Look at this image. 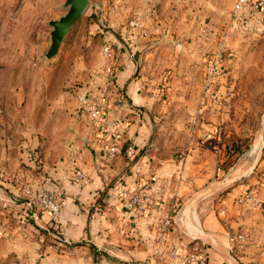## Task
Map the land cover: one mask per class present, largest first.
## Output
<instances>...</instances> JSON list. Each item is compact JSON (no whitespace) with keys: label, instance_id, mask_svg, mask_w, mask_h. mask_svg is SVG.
Listing matches in <instances>:
<instances>
[{"label":"rangeland","instance_id":"rangeland-1","mask_svg":"<svg viewBox=\"0 0 264 264\" xmlns=\"http://www.w3.org/2000/svg\"><path fill=\"white\" fill-rule=\"evenodd\" d=\"M233 3L184 0L175 8L179 0H88L57 54L46 59L48 22L67 13L65 0H0V264L27 262L11 251H53L62 256L60 264H85L84 251L96 263L103 255L88 238L70 243L52 237L60 230L65 199L59 183L66 175L58 173L66 170L60 166L71 146L86 143L90 126L102 123V138L110 147L117 136L116 148L124 127H133L124 140L127 162L143 157L144 172L124 167L104 176L103 190L86 207L89 228L106 218L115 222V237L120 221L147 215L156 235L148 240L182 250L193 224L205 216L221 218L228 193L264 182V11L247 4L235 13ZM125 57L134 61L130 76L138 78L141 108L110 114L101 101ZM87 86L89 92L83 91ZM81 95L101 105L97 125L78 101ZM108 99L118 103L112 94ZM104 161L110 169L117 165ZM77 170L82 173L74 168L71 183ZM84 177L81 186L88 183ZM43 193L60 195L57 223L40 206ZM136 196L139 212L125 207ZM121 245L117 236L112 246ZM225 256L223 264H247L229 249Z\"/></svg>","mask_w":264,"mask_h":264},{"label":"crops","instance_id":"crops-1","mask_svg":"<svg viewBox=\"0 0 264 264\" xmlns=\"http://www.w3.org/2000/svg\"><path fill=\"white\" fill-rule=\"evenodd\" d=\"M163 1L170 2L171 0ZM175 1L177 2L178 0ZM195 1L197 2L198 0ZM179 2L180 4L175 8L183 5L184 0H179ZM120 7L123 8L122 11L127 9L125 5H121ZM143 12L144 10L141 9L140 13L142 14ZM164 26L167 28L168 24H165ZM128 28L127 25L123 26L122 32L127 31ZM130 30L131 29H129V31ZM123 40L125 41V39ZM129 60L130 59H127L126 57L124 58L122 71L113 76L115 77L114 82H112L113 86L110 87L107 85L106 93L103 95L104 99L101 101V104L107 107L106 110L110 114L114 113V109H123L122 114H126L127 111L132 112V108H141L138 103L141 95L137 88L138 78H131L130 76V65L133 64L134 61L130 62ZM110 62V59H108L107 64ZM118 87L119 90H121V93L117 89ZM89 89L91 88H88L87 86L83 91L89 92L86 91ZM111 89H114V91L117 90V93L113 92ZM95 94V91H90L89 97L93 98ZM109 94H112V97L118 98V103L109 100ZM97 105L98 108L101 109V105L99 103H97ZM118 122L119 123L114 125L118 126V124H122L121 121ZM101 125L102 123H100L97 128L90 126L91 134H89V137L86 139V143H83V146H81L82 143H77V149H74V145L71 146L69 150H72V152H69L70 156L68 157V160L64 159L66 162L65 164H62V162L60 163V165L62 164L60 167L66 170L62 172V175L58 173L59 178L66 175L59 183L65 199L62 204L59 223L60 230L59 232H56L55 235L51 234L52 237H57L60 240L66 239L70 241V243L78 242V240L83 238H90L89 240H86L88 244L93 250L95 249V251L103 253V255L95 258L97 260L96 263L93 261V254L84 251L82 252V255L85 264H183L181 258L187 252L192 251V249L195 248L207 253L206 264H223L226 260L225 253L228 249L233 247L232 237L237 233L243 232L238 230V227L248 226V231L246 232L249 235V241L240 248L235 247L233 249V254H240L242 262L247 264H250L251 262H255L254 264H264V250H262V247L264 246V232L261 230L264 227V182L259 186H253L252 189H248L243 193H239L237 190L228 193L224 208L222 209L224 210V214L220 216L221 218L218 219L215 216H205L203 219L201 218L198 222L193 224V227L188 229L191 234L189 235L190 238L187 237L185 242L183 241L181 243L184 247L182 250L178 249L179 251H168V248L165 249L162 245H159L158 242H154L151 239L148 240V236L154 238L156 235L155 228L152 226V218L147 215L129 220L124 219L118 223L122 225L120 229L121 234L117 235L118 239L123 243L121 249L112 246L113 240L117 238V236L115 237L112 233L116 228L111 227L115 222H111L104 218L102 222L98 221L104 225L97 224L96 226L89 228V213L86 207L93 204L94 200L97 198V193L103 190L105 183L104 176L116 174L124 167L128 168L130 172H144V167L141 162L143 161V157L139 158V163L129 164L127 162L126 147L128 145L124 143V140L125 136L134 130L133 127L126 128L124 125V132H126L124 135L120 136L116 148L117 154L109 156V142L102 138ZM135 128L137 129V127ZM98 130H100V133ZM134 140V144H140L141 142H139L137 138ZM86 144L90 146V152L84 146ZM104 159L107 161L110 160V165L116 163L120 167L115 164L116 167L110 169L109 166H105ZM76 167L80 169L84 175L86 174L89 176L88 183L85 186L71 183L67 180L72 174V170ZM150 168H152V166L147 167L148 170H150ZM248 193H251L252 196L260 201L258 207H252V205L242 201V197ZM111 204L112 202L105 204L104 208L106 212L110 210L109 208ZM106 212H104L103 215H106ZM108 226L109 229H106L108 230L106 232L105 228ZM40 228L46 231L41 225ZM146 241H148V246L145 245ZM83 249L86 250L87 248ZM11 252H13L17 258L20 257V261L28 258L26 260L27 262L21 261V264H60L59 258H62L61 255L53 253V251H44L43 254H40L38 251Z\"/></svg>","mask_w":264,"mask_h":264},{"label":"built area","instance_id":"built-area-1","mask_svg":"<svg viewBox=\"0 0 264 264\" xmlns=\"http://www.w3.org/2000/svg\"><path fill=\"white\" fill-rule=\"evenodd\" d=\"M249 4V8H251L254 11H264V0H255V1H249V0H234L233 3V11L235 13L241 11L245 5ZM215 64L211 63L212 69H215ZM78 101L81 105L86 107L90 120L94 123V125H97L99 122H101L102 117L100 118L101 111L98 108V105L95 103H91L85 99L83 95L78 97ZM106 124V123H105ZM109 125V124H106ZM110 125L109 127H105L104 131L108 132L110 131ZM110 135V132H108L105 136ZM117 136L113 138V141L110 144V147L108 149V153L110 156H113L116 153V141ZM73 181L77 184L84 185L86 183V179L84 175L79 171L74 172ZM38 200L40 202V206L43 208L44 211L47 212V214L50 217L51 222L57 223L58 219L60 217V209H61V199L60 195L58 193H50V195H46L45 193L40 194L38 196ZM141 199L139 196L134 197L125 207L127 209H131L132 211L139 212L141 209L140 204ZM242 201L244 203L247 202V204L252 205V207H258L260 205V201L256 199L254 196H252L251 193H248L242 197ZM220 214H224V210L220 211ZM34 219H37V213H33ZM264 216V213H263ZM264 232V227L261 229ZM247 241H249V235L246 232H240L235 234L232 237V243L233 247L229 249V252L233 254V249L235 247L240 248L242 247ZM183 264H206L207 263V253L205 251L199 250L197 248L192 249V251L187 252L182 258H181Z\"/></svg>","mask_w":264,"mask_h":264},{"label":"water","instance_id":"water-1","mask_svg":"<svg viewBox=\"0 0 264 264\" xmlns=\"http://www.w3.org/2000/svg\"><path fill=\"white\" fill-rule=\"evenodd\" d=\"M87 6L88 0H65V7H68L67 13L58 20L48 22L52 30L49 34L50 45L45 53L46 59H51L57 54L64 36L84 13Z\"/></svg>","mask_w":264,"mask_h":264},{"label":"trees","instance_id":"trees-1","mask_svg":"<svg viewBox=\"0 0 264 264\" xmlns=\"http://www.w3.org/2000/svg\"><path fill=\"white\" fill-rule=\"evenodd\" d=\"M246 147H247V145H246ZM231 164H232V161H226V167H230L231 166ZM49 228H51V229H53V226L52 225H50L49 224V226H48Z\"/></svg>","mask_w":264,"mask_h":264},{"label":"bare ground","instance_id":"bare-ground-1","mask_svg":"<svg viewBox=\"0 0 264 264\" xmlns=\"http://www.w3.org/2000/svg\"><path fill=\"white\" fill-rule=\"evenodd\" d=\"M259 145H260V139L254 144V148H259Z\"/></svg>","mask_w":264,"mask_h":264}]
</instances>
